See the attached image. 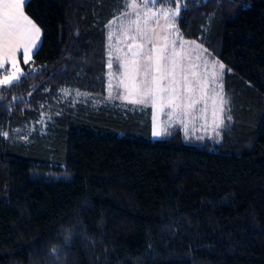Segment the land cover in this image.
I'll list each match as a JSON object with an SVG mask.
<instances>
[{"label":"trees","instance_id":"obj_1","mask_svg":"<svg viewBox=\"0 0 264 264\" xmlns=\"http://www.w3.org/2000/svg\"><path fill=\"white\" fill-rule=\"evenodd\" d=\"M178 2L226 66L218 140L153 139L150 105L107 99L124 0L27 1L42 34L0 88V264H264V0Z\"/></svg>","mask_w":264,"mask_h":264},{"label":"snow or ice","instance_id":"obj_2","mask_svg":"<svg viewBox=\"0 0 264 264\" xmlns=\"http://www.w3.org/2000/svg\"><path fill=\"white\" fill-rule=\"evenodd\" d=\"M158 2L163 4L164 0H124L125 10L119 17H114L106 23L108 69H113V36L119 34L129 41L127 52H124L123 56L117 54L114 58L116 70L120 71L122 77L116 87L123 86L124 92L113 93L111 77L114 73L110 71L107 99L125 100L134 105L150 104L157 111L168 108L171 110L168 113L170 118L175 116L180 119L187 117L201 102L205 104L202 111L206 112L210 86L214 85L211 87L214 93L211 97L212 130L219 136V129L225 125L223 113L228 110L226 105L229 104L223 85L226 66L216 59H202L200 55H196L197 62L194 63L193 53H207V49L196 41L184 40L179 32L181 4L174 0V7H162L154 11ZM26 4L27 0H0V70L5 69L9 62L13 69L0 79V88L19 85L29 76L30 73L18 66L17 53L20 50H23L25 64L29 63L32 56L38 54L41 27L25 13ZM161 18L164 20L162 26ZM153 23L156 27L152 26ZM114 24L117 25L115 28ZM157 27L161 28V31H157ZM116 51L119 53L121 49ZM201 67L203 71H198ZM63 91L65 95L68 94V90ZM77 95L83 94L77 92ZM226 119L230 121L232 117L229 115ZM184 127L187 131L186 123ZM152 134L154 137H160L166 134V130L154 123ZM0 135L8 134L0 132Z\"/></svg>","mask_w":264,"mask_h":264},{"label":"rangeland","instance_id":"obj_3","mask_svg":"<svg viewBox=\"0 0 264 264\" xmlns=\"http://www.w3.org/2000/svg\"><path fill=\"white\" fill-rule=\"evenodd\" d=\"M160 8H154L153 10H157ZM134 18V17H133ZM118 23V22H117ZM160 25H164V20L163 18L160 19ZM117 25L114 24L113 28H115ZM153 27H156V25L153 23L152 25ZM157 31H161V28L157 27ZM171 31V30H169ZM108 32V29H107ZM129 43V41H127L123 36L117 34L113 36V40H112V45H113V63L115 62V56L121 55L123 56L124 52H127V44ZM107 57H108V40H107ZM186 48H188V46H185ZM195 47V46H192ZM116 49H121V51L119 53H117ZM191 50V49H189ZM196 55H200L202 59H208L209 61L212 60V58H210V56L207 53H204L202 51L197 52V53H193L192 55V61L195 63L197 62L195 57ZM109 60V57H108ZM108 60H107V64H108ZM185 63L187 64V61H185ZM12 70H9L7 74H9ZM113 72L114 75L111 77V83L113 85V93L116 94L117 92L123 94L124 89L123 86H120L119 88H117V84L119 83V80L122 78L121 77V73L120 71L116 70V67L113 65V69H108L107 71V93L106 95L108 96V84H109V72ZM122 71V70H121ZM198 71H203V68L201 67L200 69H198ZM5 73V72H4ZM3 73V74H4ZM6 74V75H7ZM211 87L210 86V90L208 93V99H207V111L203 112L202 109H204L205 104L203 102L199 103L196 105L195 109H193L189 115L187 117H181L180 119H177L175 116H172L171 118L169 117L168 113L171 111L168 108H164L162 111H157L156 109H153L152 107V132H151V136L153 139H160L163 138L165 136H169L171 135L174 130H177L178 128L180 129V131L183 133V138L185 143L188 144H197V143H202L205 140H218L220 135L217 136L215 135V133L212 130V126H213V116H212V111H213V101H212V96L214 95V93L211 91ZM218 91V89H217ZM65 94V92H64ZM198 93H197V98H198ZM125 101V100H123ZM128 102V101H126ZM150 105V104H149ZM151 106V105H150ZM223 118L224 120H227V112L225 111L223 113ZM183 121V122H182ZM154 123L157 124L160 128L165 129L166 130V134L160 136V137H154L153 136V127H154ZM187 124V131H185V127L184 124ZM221 129H219L220 131ZM198 137H203V139H198Z\"/></svg>","mask_w":264,"mask_h":264},{"label":"crops","instance_id":"obj_4","mask_svg":"<svg viewBox=\"0 0 264 264\" xmlns=\"http://www.w3.org/2000/svg\"><path fill=\"white\" fill-rule=\"evenodd\" d=\"M27 1H28V0H27ZM31 58H32V57H31ZM24 59H25V57H24L23 50H20V51L17 53V63H18V66H19L21 69H22V65H21L20 61H21L23 64H25V63H24ZM30 60H31V59H30ZM5 68H6L5 73H4V74H3V73H0V79H2L3 76L6 75V74L8 73L9 70H12V71H13L10 62L7 63V64L5 65ZM6 72H7V73H6Z\"/></svg>","mask_w":264,"mask_h":264}]
</instances>
